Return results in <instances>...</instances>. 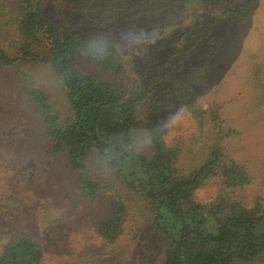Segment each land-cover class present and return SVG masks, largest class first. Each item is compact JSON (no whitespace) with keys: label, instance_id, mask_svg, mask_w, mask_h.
Masks as SVG:
<instances>
[{"label":"trees","instance_id":"trees-1","mask_svg":"<svg viewBox=\"0 0 264 264\" xmlns=\"http://www.w3.org/2000/svg\"><path fill=\"white\" fill-rule=\"evenodd\" d=\"M73 1L82 5L88 0ZM255 3L108 0L114 23L103 28L110 30L105 39L113 53L97 60L105 69L128 71L120 81H99L77 64L76 56L82 53L87 34L68 24L62 0H17L12 20L17 39L10 50L0 44V68L37 64L60 82L66 105L61 113L53 110L45 91L25 75L29 79L27 95L43 121L45 137L55 151L66 154L69 167L77 173L75 186L85 196L99 194L105 187L92 178L91 160L111 166L140 194L160 240L158 264L253 262L264 254V201L256 198L245 202L237 193L250 183L251 176L247 166L224 146L226 138L237 131L225 124L219 104L202 109L193 103L188 110L199 133L189 137L179 134L166 141L167 128L160 127L165 97L147 73L138 71L133 60L123 62V52L130 50L121 48L122 38L114 35L113 29L122 24L131 26L133 38L142 25L150 36L163 35L158 41L164 47L186 50L195 45L201 60L215 51V28L249 15ZM51 7L58 10V24ZM197 31L193 45L188 37ZM149 135L152 144L144 150ZM196 148L203 157L190 165V154ZM211 178L219 180L220 189L202 200L197 190ZM97 229L109 242L119 235L118 222H101ZM38 248L32 236H15L1 245L0 264H35Z\"/></svg>","mask_w":264,"mask_h":264},{"label":"rangeland","instance_id":"rangeland-1","mask_svg":"<svg viewBox=\"0 0 264 264\" xmlns=\"http://www.w3.org/2000/svg\"><path fill=\"white\" fill-rule=\"evenodd\" d=\"M62 1L68 24L83 30L87 40L107 38L110 30L103 25L114 23L108 0H88L82 5ZM16 5L17 0H0V44L7 50L17 39L12 25ZM47 11L56 24L61 22L57 9L51 7V15ZM131 29L117 25L113 34L121 36L123 50L134 52L138 71L147 73L163 93L162 117L178 100H190L196 93L203 95L193 103L202 109L219 104L221 118L237 131L226 138L224 146L247 166L251 176L250 183L237 193L245 202L264 201V0H256L252 12L242 19L218 25L215 51L201 60L194 45L198 31L188 37L194 47L183 50L164 47L159 41L151 47L133 46ZM141 31L150 36L142 25ZM122 33L127 35L122 37ZM92 56L89 48L76 56V62L99 81L127 77L128 71L105 69ZM26 74L45 91L54 111L61 113L66 107L60 82L43 66L0 68V247L25 234L38 242L35 264H158L161 244L148 205L111 166L94 160L89 163L91 176L105 187L93 196L76 188L77 173L69 167L66 154L53 149L29 101ZM193 132L195 123L186 107L172 118L165 138L169 142ZM196 149L190 154V165L203 157ZM219 189V180L211 178L197 195L207 200ZM105 221L119 224V235L112 242L97 232ZM234 264H264V254L253 262Z\"/></svg>","mask_w":264,"mask_h":264},{"label":"clouds","instance_id":"clouds-1","mask_svg":"<svg viewBox=\"0 0 264 264\" xmlns=\"http://www.w3.org/2000/svg\"><path fill=\"white\" fill-rule=\"evenodd\" d=\"M171 30H175L174 28ZM127 33H122V37L126 36ZM163 35H151L147 36L142 31L137 32L134 35L132 45L133 46H139L144 45L147 47H151L152 44L158 40H162ZM173 46H175V42H173ZM89 48L91 49V52L94 53L92 56L96 59H101L106 55H111L113 53V49L110 48L108 41L103 36H94L87 40L82 48V54L86 53ZM116 51L119 52V48H116ZM134 52L133 51H126L122 54L123 62L126 64H130L133 60ZM203 94L196 93L190 100H178L174 107H172L164 116V118L160 121V127L161 128H167L170 122L172 121V118L175 116H178L182 109L189 107L193 104V101H195L198 97H201ZM152 144V137L149 135L143 145L144 150H147L151 147Z\"/></svg>","mask_w":264,"mask_h":264}]
</instances>
